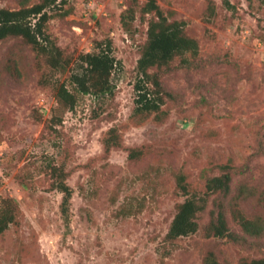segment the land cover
Returning <instances> with one entry per match:
<instances>
[{"label": "rangeland", "instance_id": "1", "mask_svg": "<svg viewBox=\"0 0 264 264\" xmlns=\"http://www.w3.org/2000/svg\"><path fill=\"white\" fill-rule=\"evenodd\" d=\"M41 1L0 0V7ZM146 2L57 0L47 9L46 31L63 62L109 39L122 62L115 97L78 94L73 110L57 96L61 83L74 90L73 64L53 66L21 36L0 41V204L12 200L17 214L0 234V264H206L210 256L242 264L264 257V1L159 0L199 52L150 69L168 94L148 115L135 111L138 60L155 17L143 11ZM111 127L122 146L107 152ZM224 165L231 195L260 221L259 235L245 233L231 212L239 239L207 234L219 195L208 196L206 182ZM54 166L73 188L68 216ZM191 196L209 197L199 230L170 241L177 205Z\"/></svg>", "mask_w": 264, "mask_h": 264}, {"label": "trees", "instance_id": "2", "mask_svg": "<svg viewBox=\"0 0 264 264\" xmlns=\"http://www.w3.org/2000/svg\"><path fill=\"white\" fill-rule=\"evenodd\" d=\"M56 2L57 0H43L16 9L0 7V41L10 36H21L40 53L48 54L53 66L60 67L73 64L70 81L74 90L65 83H61L57 87V96L70 110H73L77 105L78 94H91L96 99L104 101L115 97L117 85L114 76L122 66V62L114 54L113 41L111 39L98 41L97 50L80 53L74 63L63 62L60 48L53 46L46 31V23L51 18L47 9ZM143 11L154 13L155 17L149 22L148 38L138 60L141 77L136 84L135 111L148 115L160 110L161 104L168 94L159 73L151 72L150 69L168 67L178 55H185L186 53L197 55L199 44L195 38L186 34L180 22L169 21L159 0H147L143 6ZM123 24L126 23L123 21ZM184 60L188 66L192 63L187 58ZM107 134L103 140L107 152L112 148L122 146L116 127H111ZM134 152L135 150L131 149L129 156L133 157ZM229 168L228 165H224L221 174L208 178L206 182L208 196L219 195L218 199L215 200L216 207L212 210L211 219L205 227L206 232L209 236H227L235 240L239 239L241 236L230 224L228 213L231 212L234 221L241 226L245 233L259 235L262 228L258 224L260 221L257 222L248 217L240 208L237 197L231 195L233 177ZM53 169V174L58 176V179L54 181V187L63 193L62 213L68 216L73 188L67 183L66 175L61 168L54 166ZM182 186L187 190L185 185ZM208 201L209 197L191 196L178 203L177 212L166 236L167 239L173 241L198 231L200 227L198 217L201 212L206 210ZM16 216L13 201L10 199L2 200L0 204V234L16 221ZM206 264L222 263L210 256L206 258ZM242 264H264V257L250 258L244 260Z\"/></svg>", "mask_w": 264, "mask_h": 264}]
</instances>
